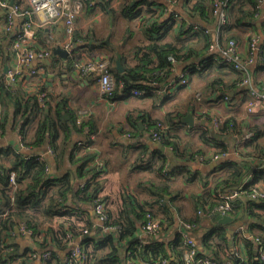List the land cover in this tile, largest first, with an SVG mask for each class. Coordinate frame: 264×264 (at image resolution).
<instances>
[{
    "label": "trees",
    "instance_id": "obj_1",
    "mask_svg": "<svg viewBox=\"0 0 264 264\" xmlns=\"http://www.w3.org/2000/svg\"><path fill=\"white\" fill-rule=\"evenodd\" d=\"M214 1L187 0L182 19L162 20L164 14L157 8V6H167L162 0H123L119 9L113 6V0H83L82 2H85L90 9L97 5L107 9L111 14H121L129 21L139 20L148 38L146 46L136 47L139 55L135 65L124 62L122 54L118 58L123 60L125 67L123 71H119L114 66L117 57L111 58L113 67L111 64L109 70L113 74L114 89L108 96L109 99L117 100L132 96L133 90L145 91L142 97L159 96V90L165 88L171 78L177 76L176 68L169 60L170 56H174L179 66L184 65L190 69V81L196 72L211 73L215 63L221 70L204 89L192 95V101L198 104L204 102L229 104L236 99L230 95V91L239 90V94L244 95L245 90L241 86L245 78L244 73L222 62V55L209 49L214 35L206 32L208 26L203 25H212L214 22L215 18L212 14ZM258 4V0L232 1L229 8L230 19L221 30V43H226L232 38L238 40L240 35L238 31L243 27H251L250 31H264V12L258 8ZM6 17L7 14L5 19ZM196 22L202 25L201 30L194 32L193 26ZM6 26L7 23L4 27L6 38H11L12 42L17 37V33L21 35V29H17L13 34V31L6 30ZM77 31L76 26L73 44L86 43L89 45V51L92 52L93 45L87 44V38L80 36ZM174 32L176 37L173 36L172 39L176 43L167 41L168 34ZM38 34L37 28L35 38ZM39 41L43 42L40 35ZM43 46L45 47L44 44ZM0 47L3 48L4 44H0ZM43 49L49 52L48 57L53 54L51 47ZM76 56L69 58L72 66L77 60ZM42 64L44 67V63ZM254 68V72L264 69V56L258 60ZM22 72L17 75L14 83L7 81L5 72L0 73L3 104L5 107L10 103L14 106L12 116L11 112H6L5 117L0 114V137L5 136L10 129L18 130L19 144L22 143L24 146L0 148V264H7L11 259L25 256V252L22 253L16 243L18 233L15 229L21 225H26L41 237V239L36 237L40 248L53 247L52 257L47 264H61V253L69 250L72 243L81 236H83L82 245L88 255L85 264H161L163 259L172 258L171 254L183 244L184 250L186 249L184 237L181 233H177L171 241L166 239L158 241L156 237L149 235L145 236L148 238L142 237L141 226L146 223L148 213L153 214L161 222L162 230H166L178 219L193 223L196 227L201 220L202 212L212 214L220 204L221 199L217 195L219 191L241 186L243 194L248 195L256 185L259 189L264 188V115L257 117L251 124L243 119V123L239 125L235 117L223 118L221 114L205 109L202 112L203 117L208 122L216 119L219 121L218 127L215 128L212 124L202 126L199 146L196 148L188 143L182 148L180 137L173 132L176 126L174 115L177 109H175L167 113L165 120L150 119V121L153 128L160 121L167 125L168 129L162 133L160 142L171 149L181 160V164L172 166L167 153L154 148L152 154H149L148 146L142 147L138 157L139 162L146 161L143 168L147 170L153 168L161 174L164 182L157 186L158 190L153 193L151 200L140 202L134 194L124 193L122 205L115 213L108 208L106 202L108 198L102 194L107 166L104 162L103 167L98 166L101 159L98 153L91 150L93 143L91 137L88 133H84L86 139L71 144L72 133L82 132L88 123L72 114L70 107L72 104L68 96L59 95L57 102L52 105L53 93L47 87L32 82L37 91L29 92L25 89L24 80L25 85L28 82L26 79H21ZM224 73L226 79L223 77ZM36 76L35 73L32 74V78ZM37 78L43 80L42 76ZM253 79L255 84L264 86V81ZM187 86L181 85L178 89ZM245 97L246 95L242 96L244 99ZM35 122H37L35 138L29 139L27 132ZM213 131L218 132L224 139L228 136L233 137L234 143L231 145L228 141L215 137ZM248 133H252L249 139L245 138ZM128 135L130 137L131 133ZM239 136L241 140H237ZM68 145L71 146L70 152L65 155ZM32 146L42 148L48 146V149H44L46 153L42 155H29L25 149ZM49 149L53 150V154L48 152ZM235 149L238 153L237 158H225L219 161L216 170H220L221 174L212 178V187L196 195L195 205L198 214L189 220L180 213H176L178 215L176 216L171 205L175 202L174 197L171 196L169 201L166 199L172 190L169 183L171 178L168 177L181 172L190 176L192 180L190 175L192 169L188 161L201 156L204 162H211L214 155L228 154ZM66 157L70 161L71 168L64 170L61 167ZM153 157L159 165L157 169L152 166ZM51 167L59 173L50 174ZM13 174L14 182L11 181ZM248 174L252 175L251 180H245ZM97 199L106 202L107 219L102 224L93 223L90 213V207H95ZM239 200L240 198L236 201L233 211ZM251 214L254 216V213ZM107 225H117L120 230L116 235L114 232L103 234V227ZM85 230L90 233H84ZM219 237L218 239L215 237L218 242L213 244L211 237L205 236L201 242L203 248H199L197 257L207 254L205 252H213L208 255L219 263L214 251L219 243L223 245L224 235L221 234ZM177 254L178 261L182 262L183 253ZM232 260L238 264H245L239 261L237 256H232ZM19 264L33 263L26 259ZM248 264L257 263L253 261Z\"/></svg>",
    "mask_w": 264,
    "mask_h": 264
},
{
    "label": "crops",
    "instance_id": "obj_2",
    "mask_svg": "<svg viewBox=\"0 0 264 264\" xmlns=\"http://www.w3.org/2000/svg\"><path fill=\"white\" fill-rule=\"evenodd\" d=\"M122 1L123 0H113V6L118 8V5H121ZM181 1L183 5L187 0ZM14 2L20 4L22 8L26 6L24 0H15ZM97 3L99 2L97 1ZM67 8L75 12V24L78 28L77 32L80 36L87 38V44H92L94 47L93 51L90 52L89 45H86V43H75L74 46H77L75 49L77 61L90 64L91 62H95V59L96 61L105 60L108 63V67H110L112 64L111 58L117 57L114 61V66L116 68L118 61L122 64L123 68L125 67L124 62L130 65H135L138 62L137 55H139V53L136 52V47H144L148 44V38L143 32L144 29L139 20L129 21L121 14H111L107 9L105 10L100 6L96 5V7L94 6L90 9L85 2H75L73 0L68 2ZM118 12L119 11H117V13ZM5 15V11L0 9V44H4L3 48L0 47V73L5 71L6 65H8L9 68H14L15 66L10 51L12 39L6 38L4 32V27L6 25ZM34 19L38 23L39 34L35 38L33 48L40 49L51 47L54 55L51 53V56L43 61H34L29 65L19 67L21 71H23L21 79H26L28 82L27 85H25L24 80L23 86L29 92L37 91L32 82L41 84L42 87H47V89L53 93L54 100L52 101V105L57 102L59 95L68 96L70 98L72 114L74 116H79V118L88 123L82 132L72 133L71 144L78 140L86 139L87 137L84 133H88V136L91 137L93 142L91 150L98 153V157L107 166L102 194L108 198L106 201L108 208L115 213L119 211L122 205V195L124 193L129 192L130 194H134L140 202L151 200L153 198V193L158 190L157 186L159 187V185H162V182H164V178L161 174H158L153 168L149 170L143 168L144 163H147L146 161L141 163L138 160L142 147L147 145L149 154H152L155 150L149 143L150 130L152 129V122L150 119L165 120L169 111L177 109L174 115V122L176 123L173 129L174 134L180 137L182 148L188 143L193 144V147L197 148L199 142H201L199 139L201 128L202 126H206L207 123L206 118H204L202 114L205 109L221 114L223 118L235 117L239 125L243 123V119H246V122L251 124L257 118V116L248 114L247 106H245L247 105L248 93L247 87L244 86H242V88L245 90V99L242 98L244 95L239 94V90H237L238 93L230 91V95L236 99H233L229 104L220 102H212L211 104L204 102L198 104L191 100L192 95H194L196 91L204 89L214 76H217L218 72L221 71L216 63L211 73L207 74L206 71L194 73L191 77L190 84L186 88L178 89V91L175 88L172 92L175 93L173 95L166 92L165 95L158 93L159 96H129L117 100H110L106 97H102L99 86L100 75L98 71L78 73L69 62V58H64L55 53L57 47L60 46L64 48L66 34L63 18L54 23H44L43 15L36 14ZM162 20H167V17L163 16ZM21 21V16L14 18L13 28L15 30L18 29ZM244 28L248 29L249 27ZM249 34L246 35L244 32L240 35L238 34V40L240 41L244 54L249 48ZM39 35L42 37L43 42H41L45 47L39 41ZM116 36L121 38L120 42L117 41V39L114 41L112 40V38ZM173 36L176 37L175 32L174 34L169 33L166 40L174 42L175 40L172 39ZM122 54L124 55V62L118 58L121 57ZM42 63H44V67ZM183 66L184 65H180V68ZM33 70H36L35 75L37 76L35 78H32L30 75V72ZM178 70L179 69H177V72H179ZM254 70L255 68L252 72L253 78H255V80L264 81V69H260L256 72H254ZM40 76L43 77L42 81L37 78ZM97 77H99V79ZM223 77L226 79L225 73ZM192 107L194 109H192ZM48 110L49 109H47V111ZM199 110L202 111L199 112ZM6 112H11L12 116L14 106L10 103V105L5 107L0 93V114L5 117L7 115ZM190 113L195 119L193 125L183 120ZM66 117L69 118L68 115H66ZM203 121H205V123ZM36 126L37 122L31 125L27 132V138H35ZM243 129L245 130V128ZM128 133H131L130 137ZM238 139L241 140L240 136L237 137V140ZM222 140L228 141L231 145L234 143V139L231 136H228L227 139L222 138ZM19 141L18 130L14 131L10 129L5 136L0 137V148L8 146L19 147ZM28 148L29 149H25L27 154L42 155L46 153L44 149H48V146H44L43 148L40 146H32ZM70 148L71 146L68 145L65 155H68ZM170 150L171 149L166 146L165 153H167L171 159L170 164L172 166L181 164V160ZM233 152L234 150L232 153ZM231 158H237V156L233 155ZM153 160L154 163L152 166L157 169L159 167L157 160L154 157ZM204 161L201 156H197V158L188 161L192 169L190 172L192 180L190 176H186L181 172H177L168 177L171 178L169 183L171 184L172 190H170V194L167 195L166 199L169 201L171 196L174 197L175 202L173 204L171 203L173 212L175 214L180 213V215L187 217L188 220L198 214V208H196L195 205L197 201L196 195L202 194L206 192L208 188L212 187V178L221 174L220 170H216L219 161ZM254 161L257 162V160ZM61 168L64 170L71 168L70 161L67 157L62 162ZM62 169L60 170L61 172L63 171ZM56 172L59 173L55 168H50V174L54 175ZM251 179V174H248L245 178V180ZM257 203L264 204L254 201L248 195L242 193L236 209L229 214L233 217V221L227 224H220L212 217L215 211L212 214L202 212L200 215L201 220L196 224L192 232V235L199 244V248H203L201 242L205 236H210L211 242L216 244L218 241L216 242L215 237L218 239L220 238L219 236L223 234V245L219 243L218 246H215L214 251V256L219 259L220 264H238L235 263L236 261L233 262L232 256H237L239 261L245 264L256 261L258 256V242L256 237H258L257 235H264V205L258 206ZM156 207L157 205H155V208ZM251 212L254 213V216ZM90 213L93 223H102L95 213L93 206L90 207ZM176 216L178 215L176 214ZM179 223H181V219L175 220L172 225L166 230H163L156 237V240H173L175 235L180 232L181 226ZM141 236L148 238L145 237L144 234ZM16 243L21 250H27L31 246L29 238L21 235L16 237ZM184 251L183 244V246L179 247L171 256L179 260L176 257V255H178L177 253L184 254ZM66 252L67 251H63L61 253L63 257L66 255ZM216 252L218 253L216 254ZM205 253L213 254V252ZM33 264L42 263L34 262Z\"/></svg>",
    "mask_w": 264,
    "mask_h": 264
},
{
    "label": "built area",
    "instance_id": "obj_3",
    "mask_svg": "<svg viewBox=\"0 0 264 264\" xmlns=\"http://www.w3.org/2000/svg\"><path fill=\"white\" fill-rule=\"evenodd\" d=\"M28 8L22 6L18 3L11 4V0H0V8L7 14L6 17V30L9 32L13 31V34L17 31L14 27V18L21 16L22 21L18 26V30L21 29V35H18L13 40L11 45V52L13 55V60L15 62L14 68H9L5 73L8 82L14 83L16 77L21 73L19 67L29 65L34 61H43L48 58L49 52L46 49L33 48L35 41V35L38 28V23L35 21L34 16L36 14L43 15L44 23H54L57 20L63 18V23L65 27V42L64 48L69 51V57L75 56V49H73V34L76 29V15L73 10L67 8V4L70 0H24ZM75 2H82L83 0H73ZM167 6H157L159 11H161L167 20L170 18L175 20H180L183 17L184 3L182 5L181 0H162ZM233 0H215L212 5V14L214 22L212 25L208 26L206 32H211L214 35V40L210 44L209 49L213 52H219L222 55V62L230 64L235 69L244 73L245 78L241 82V86L247 87L248 99L246 102L247 110L250 115L260 117L264 115V86L257 85L253 80V68L257 64L259 59L264 56V31L257 30L251 31L248 51L244 54L241 48L240 41L236 39H230L226 43L220 42L222 27L229 21L230 14L229 8ZM258 8H261L264 12V0H258ZM261 15V14H260ZM259 15V16H260ZM258 16V15H257ZM258 16V17H259ZM201 23L196 22L193 26L194 32L201 30ZM169 60L173 63L174 68H176L177 76L171 78L168 85L165 88L159 90V94L165 95L166 92L171 94L175 88L184 85L187 86L190 82V69L188 67L180 66L176 63L174 56H170ZM74 69L79 73H86L89 71H98L100 75L99 86L101 91V96L106 97L112 94L114 89L113 74L109 70L108 63L105 60H97L87 64L85 62H79L76 60L74 64ZM177 69H179L177 72ZM35 71H31L30 75L34 74ZM174 83V85H173ZM132 96L142 97L145 94L143 90H133ZM219 121L213 119L212 125L217 128ZM168 127L161 121L157 123L155 128L152 127L150 130V138L155 142H160L162 133L167 131ZM252 133L246 134V138L249 139ZM129 136V135H128ZM20 146L24 147L22 143ZM48 152L53 154V150L49 149ZM233 155L238 156L236 149L232 153H224L213 156V160L220 161L225 158H231ZM98 166L103 167V162H98ZM11 181L14 182V174L12 175ZM258 185L254 186L248 196L257 202L264 203V188L259 189ZM243 191L241 186L235 187L226 191H219L217 195L221 199L220 204L217 206L216 211H220L223 214H230L233 212L236 201L241 197ZM106 202L101 199H97L95 202V213L103 221L107 219L105 214ZM101 223V224H102ZM181 226L180 232L184 237L186 249L184 251L182 262H179L174 257L165 258L162 260L161 264H219L208 254H204L202 257H197L199 253V244L192 232L195 229V225L190 222L181 221L179 223ZM18 229V230H17ZM16 232L18 235L28 237L31 246L27 250H21L22 253L25 252V256H19L15 259H11L7 264H19L20 262L29 260L31 263L40 262L42 264H47L51 259L53 254V247L50 246L46 249L40 248L36 241V237L40 238L39 235L26 227V225H21L17 227ZM120 227L117 225L104 226L103 234L108 232H114L115 235L119 232ZM161 222L158 221L153 214H147V221L141 226V235H149L152 237H157L162 232ZM84 233H90L85 230ZM83 236L79 237L76 241L72 243L69 250H67L66 255L63 257L61 254V264H85L88 258L87 252L82 245ZM258 242L257 249V264H264V236L256 237Z\"/></svg>",
    "mask_w": 264,
    "mask_h": 264
},
{
    "label": "water",
    "instance_id": "obj_4",
    "mask_svg": "<svg viewBox=\"0 0 264 264\" xmlns=\"http://www.w3.org/2000/svg\"><path fill=\"white\" fill-rule=\"evenodd\" d=\"M14 1H15V0H11V4H13ZM76 48H77V46L75 45V46L73 47L72 50H74V49H76ZM55 53L61 55V56L64 57V58H68V57H69V54H70L69 51H68L67 49H64V48H62V47H60V46L57 47V48L55 49ZM49 62H50V61H49ZM117 68H118L119 71H123V70H124V68L122 67V64H121L119 61H118V63H117ZM8 69H9V67H8V65H6V67H5V71H4V72L6 73ZM183 120H184L185 122L191 124V125H193V124L195 123L194 116H193L191 113L188 114ZM203 122L205 123V121H203ZM213 133H214V136H215V137H218V138H220V139L223 138V137L220 136L217 132L213 131ZM149 138H150V136H149ZM149 143L152 145L153 148L159 149V150H161L162 152H165V151H166V146L163 145L162 143L154 142V141H152L151 138L149 139ZM170 151H171V150H170ZM212 217H213L216 221H218L220 224H227V223L233 221V217H232V216H230L229 214H223V213L220 212V211H216V212L212 215ZM17 230H18V229H17Z\"/></svg>",
    "mask_w": 264,
    "mask_h": 264
},
{
    "label": "rangeland",
    "instance_id": "obj_5",
    "mask_svg": "<svg viewBox=\"0 0 264 264\" xmlns=\"http://www.w3.org/2000/svg\"><path fill=\"white\" fill-rule=\"evenodd\" d=\"M113 3H114V2H113ZM119 8H120V5H118V9H119ZM251 29H252L251 27L248 28V29L243 27V28H241V29L239 30V33L241 34V33L244 32L246 35H248L249 33H251V31H250ZM138 31H139V29H138ZM135 35H136V32H135ZM116 39H117V41H119V42L121 41V38H119V37H117V36L112 38L113 41L116 40ZM177 91H178V89H177ZM177 91H176V92H177ZM173 94H175V93H173ZM245 106H246V105H245ZM212 122H213V120H211V122H210V121H209V122L207 121L206 124H212Z\"/></svg>",
    "mask_w": 264,
    "mask_h": 264
}]
</instances>
